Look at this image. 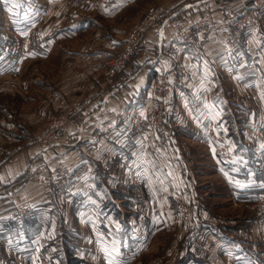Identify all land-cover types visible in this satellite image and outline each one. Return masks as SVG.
<instances>
[{"label":"crops","instance_id":"0c3cea01","mask_svg":"<svg viewBox=\"0 0 264 264\" xmlns=\"http://www.w3.org/2000/svg\"><path fill=\"white\" fill-rule=\"evenodd\" d=\"M139 1L117 0L111 8L105 5L93 7L87 12L91 13L92 16L83 20H80L81 18L77 14H69L66 17L63 15L67 23L60 30L64 32L61 37H69L77 26L89 25L97 14L109 18L123 14L124 19L127 20L128 16H126L125 11L138 4ZM209 1V6L215 8L217 0ZM225 1L238 14L246 13L253 5V0ZM50 2L53 3L54 0H49V2L44 0V9ZM162 2L174 6L179 14H190L194 19H198L201 16L203 4L208 3V0H146L141 10L144 12L149 6ZM40 6L42 7V4H36L34 0H31V25L38 26L42 35H49L51 24L41 27L42 19L39 14H36ZM141 20L142 17L133 23L129 21L127 32L133 26L138 25ZM213 20L219 21V14L213 15ZM98 26L100 27V25ZM18 28L21 29L20 26ZM220 30L221 28L216 25L213 28L199 31L198 35L202 42L200 49H191L177 40L174 51L165 55H162L161 49L163 42L169 40V32L150 30L143 37V49L148 48L147 53L138 54L129 65L127 72L122 75H111L104 61L102 62L104 57L106 58L113 53L112 50H109L108 55H105V51L101 49L92 51L75 49L71 55L76 56L81 63L79 64L77 61L79 66L78 68L75 67L74 74L61 80V90L56 89L51 95L49 92L50 99L47 101L46 98L44 103H41L35 111L29 114L30 119L27 118L33 124L31 120L42 121V118H49L53 114L52 109L56 112L72 102L82 101L83 105L76 108L73 113L76 115L73 116L72 122L68 125L65 142L60 146H42L31 143L32 139H29L31 131L29 129L24 131L15 120L14 115V118L2 117V122H0V158H9L6 161L3 160L4 165L0 176V248L13 250L24 244L29 246L32 236H34V240L44 237L50 240V244H53V250L58 248L59 255L55 258L57 264H60L61 259H66L63 253L69 249L72 250L71 258H76V260L80 258V261L75 262V264H88L87 262L91 263L93 260H87V258L92 257L94 252L97 253L96 244L103 239V244H109L107 245L108 254L104 256L101 253L100 257L97 255L98 259L100 258L102 262H105L104 264H126L131 258H137L140 251L147 245L148 235H141L142 230L136 227H134L135 232H132V228L130 231L126 225L128 221H130L129 224H133L132 217L135 215L129 210L127 220L121 208H117L118 211H115L116 207L111 201L124 200L125 203L129 201L128 179L131 171L140 167L146 185L148 187L155 185L151 188L157 192L161 191L163 195L160 197V194H155L150 201L159 202L161 207L159 209L166 214L165 217H170L172 225L177 221L180 224L179 215L170 202L171 192L167 194L164 190L170 191V186H172L171 189L174 191L178 186L183 187L189 193L187 188L190 186L193 195L201 198L200 190L197 188L199 186L198 176L194 170L196 160L193 156L185 155L187 144H184L185 141L182 143L180 141L181 133L186 127L191 129L189 136L192 138L190 139L198 140L199 138L198 141L205 147L211 164L221 171V177L228 183L230 189V199L234 197L241 204H252L255 200L254 192L256 191L255 194L259 192L256 188L264 190V141L260 132L261 118L259 116L260 110L264 106V89L257 88L258 83L255 78L257 73L254 72L256 68L260 70V63H254L255 67L253 68L252 64L247 62L248 54H251L252 51L247 50L245 44L240 43L230 53L220 36ZM112 41L113 39L107 45L111 46ZM258 41L260 39H257ZM159 54L164 56L161 60L157 59ZM260 54H262L261 51ZM93 55L95 57L93 61L82 59L87 57L90 60L89 57ZM216 58H218L221 69L227 77H229L228 72L235 73V77L231 76V78L233 87L242 95L241 98L236 99H241V105L246 110L244 115H242L243 113L237 115L231 108L224 111L221 105L224 112L217 105L214 107L215 100L209 94V84L213 76L212 61ZM229 58H233L232 61ZM262 58L263 56L258 57L261 63L263 62ZM31 59L30 56L28 60L31 61ZM234 61L237 64H234ZM89 62L92 65L88 64ZM177 62L182 64L184 68L182 71L179 70L180 73L172 66ZM161 63L169 65L167 80L171 87V94L168 100V110L175 111V119L173 118L172 122H174L171 127L172 141L167 145L158 144L149 133L131 141L128 137L130 135L128 125L131 117L136 114L145 115L156 106L153 85L156 64ZM235 66L237 68H234ZM261 80L264 81V79ZM254 85L256 86L255 89L253 88ZM245 92L251 98L245 97ZM25 94L23 93V95ZM88 97L90 101L86 104L84 101ZM45 105L52 108H46ZM79 123L83 127V132L77 128ZM218 123L220 126L216 125L215 128L218 133H225L230 139L229 141L233 143L231 150L239 159L237 162L221 160L217 155V142L209 138L208 127ZM107 125L114 130L110 134L111 136L104 138V153L100 154L101 158L98 159L88 158L86 149L89 140H91V134L97 128ZM114 136L118 137V141L111 139ZM57 157L70 159L71 163L74 164L76 174L63 193L53 194L37 186L28 175L30 162L33 161L31 165L33 168L39 166L48 168ZM133 159H135L134 161L143 160L144 164H132ZM108 161L112 164L110 171L103 168V164ZM83 164H87L88 167L84 169ZM187 170L190 171L189 182L183 175L184 171ZM12 175H20V177L8 184ZM163 175L166 177L163 178ZM156 184H162L163 190ZM25 199L27 203L24 204H31L32 200L34 203L32 205L35 206L36 211L29 212L31 215L28 216L29 220L25 222V225H17L9 220L8 214L11 212L12 206L17 207ZM40 201L43 203H39ZM107 206L112 208L108 211H111V218L107 212ZM202 208L205 207L202 206ZM153 210L151 208V216L156 213ZM47 215L50 219V221L48 220L49 228L48 222L44 218ZM99 215L107 216L109 219L110 228L107 229L111 231L114 229L110 239H105L102 234L95 231L93 232L95 234L94 240L90 236L88 224L95 222V218ZM31 217L35 218L32 223L34 228L31 226ZM72 217H77L76 225L80 229L76 235L79 234V238L78 236L73 238L67 234L65 229H61L63 227L68 228V224L74 223ZM119 217H121V221ZM245 218L248 222L251 220L250 215L245 216ZM154 219L152 223L156 222ZM186 225H188L186 222L180 224V230L184 228L183 230L189 231V228L188 230L185 229ZM207 226L205 225L203 229ZM247 229V226L239 227L238 234L241 233V235H245L244 237L226 232H221L220 235L214 232L215 235L213 236L219 238L218 247L221 248L222 252L238 254L237 259L239 258L240 264H264V229H260L258 232L260 234L256 239L250 238L247 234L248 231L246 232ZM150 231L151 233H148L150 235L157 233L156 224H151ZM248 237L251 243L243 241ZM57 238L61 239L60 245H58ZM72 239H76V242ZM89 245L91 246L88 247V252L87 246ZM2 256L6 257L4 251L3 253L0 251V264H9L10 256H7L9 258ZM103 256L107 261L104 260ZM67 259L69 258L67 257ZM204 263L210 264L206 261Z\"/></svg>","mask_w":264,"mask_h":264},{"label":"rangeland","instance_id":"374dc122","mask_svg":"<svg viewBox=\"0 0 264 264\" xmlns=\"http://www.w3.org/2000/svg\"><path fill=\"white\" fill-rule=\"evenodd\" d=\"M36 4H42V7L40 6L38 9V12L36 13L42 19L41 27H45L47 24H51L50 27V33L49 35H42L39 31L38 26L31 25V0H0V122L2 117H12L16 118L15 120L20 124L21 128L24 131H31V136L29 139H33L32 136H34L37 132L40 130L46 128L49 123H51L56 117L61 116L63 113L66 112L68 106L73 105L72 102L68 105H66L64 108L59 109L55 112L54 109H52L53 114L49 118H42V121H35L31 120L29 122L28 119H30L28 116L30 113L35 111L41 103H44L50 99L48 93L50 92V95L54 93L57 90H61V83L60 81L63 80L65 77H71L74 72L76 71L75 67L78 68L79 62L77 60L76 56L71 55V52H73L75 49H85L87 51H92L94 49H101L105 51V55H108L109 50H112L113 53L106 58L102 59V62L104 61L105 66L107 67V70L109 72V62L113 55L116 52H119L121 47L124 44V40L128 34V32L138 26H133L128 32V24L129 21L136 22L138 19L144 16L145 12L148 8L143 12L141 10L146 0H140L137 2L138 4H135L130 9L126 10V16H128V19H124V15L121 14L115 18H109L104 17L100 15H95L93 22H88L89 25L83 24L82 26H77L76 31L74 30L72 34H70L69 37H61V34L64 32H61L63 25H66L67 20L63 18V15L69 16L77 14L81 19L88 18L91 13H87L89 11L85 12H79V11H72L71 7H69V1L68 0H54V2H50L46 9L43 7L44 0H34ZM49 2V0H48ZM52 3L51 7L49 8L50 4ZM165 2L159 3L164 4ZM208 3L210 1L208 0ZM222 3V4H220ZM258 3L262 4L264 6V1L259 2V0H253V5L251 9H249L246 13H250L254 11ZM216 7L211 5L209 6V15L211 16L210 26L202 27L201 31L203 29L207 28H213L214 26L218 25L221 30L219 31L221 38H223V34L226 32L227 24H222L220 20L219 15V21L213 20V15H217L220 13L219 10L223 8V4L226 6V9L231 11L232 17H236L238 14L235 13L232 7L228 2L225 0H217ZM154 5V4H153ZM156 5V4H155ZM152 6V5H151ZM16 7V8H15ZM213 9V10H212ZM124 13V14H125ZM203 13V10L201 8V14ZM83 16V17H82ZM222 17V16H221ZM63 18L61 21L60 19ZM40 19V20H41ZM143 19V18H142ZM142 21V20H141ZM130 22V23H131ZM140 24V23H139ZM100 25V27L98 26ZM18 26L21 27V29L18 28ZM232 28H234L233 25H231ZM44 29V28H43ZM60 31V32H59ZM33 32H36V34L39 36L40 42L35 44L31 40V46H28V37L29 35L32 36ZM26 33V34H25ZM148 33V32H147ZM143 36L145 37L146 34ZM45 34V33H43ZM62 34V36H63ZM241 41L240 43L245 44V48L247 50L252 51L251 54H248V63L254 68L255 64H259L260 70L257 68L254 70L255 78L257 84V88L260 90L264 89V81L261 79H264V27L259 22L257 25L252 26L249 30L243 29L241 31ZM16 36L19 39V48H17V39ZM50 36V37H48ZM125 36V37H124ZM52 37V38H51ZM49 38V39H48ZM51 38V39H50ZM124 38V39H123ZM113 39V43L111 46H108L107 43ZM257 39L260 41L257 42ZM224 42V40H223ZM175 43V41H174ZM200 43H202L200 41ZM239 43V44H240ZM141 49H143V42L141 41ZM166 42L162 44L164 46ZM226 45V43H224ZM227 50L232 53L235 47H230L228 45ZM119 47V48H118ZM200 49V47H198ZM175 45H169L167 48V54L169 52L174 51ZM255 50V51H253ZM260 51L262 54H260ZM263 56V62H259L258 57ZM228 55H230L228 53ZM31 56V61L28 60ZM138 56L135 55L131 61L128 63L127 68L124 72L118 73V74H110L111 75H122L125 74L128 70L129 65L132 61L136 59ZM45 57V58H43ZM90 60L86 58H82L85 61H93L95 59L94 55L89 57ZM79 59V58H78ZM231 61L233 58H229ZM97 60V59H96ZM101 60V58H99ZM79 62V64L77 63ZM255 63V64H254ZM88 64L92 65L91 62ZM234 64H237L236 61H234ZM254 64V65H253ZM179 65L180 63L172 64V66L175 67V69L179 72ZM234 68H237L236 66ZM105 69V68H104ZM183 69V67H182ZM212 80L210 79L209 84V94L215 100L214 107L217 105L220 110L221 106L224 111H228L227 109H232L234 112L237 113V115L242 114L244 115L245 109L241 105V99L237 100L236 98H241V93L233 87V80L231 76L235 77V73L228 72L229 77L226 76V74L221 69L220 62L218 58L216 60L212 61ZM169 72V65L167 64H156V75H155V81L153 85V95H156V90H154V87L158 83H162L169 87L168 80H167V74ZM237 73V71H234ZM180 73V72H179ZM260 75V76H258ZM261 78V79H260ZM28 88V89H26ZM171 88V87H170ZM253 88L255 89L256 86L254 85ZM1 91H3L1 93ZM171 91V90H170ZM20 92V93H19ZM19 93V94H17ZM23 93H26L23 95ZM252 94V92H249ZM171 92L168 93L166 101H167V109H168V100L170 97ZM45 97V98H44ZM245 97H249V95L245 92ZM243 97V99H245ZM251 98V97H249ZM52 100V99H51ZM156 100V96H155ZM86 101V100H85ZM84 101V102H85ZM82 102V101H81ZM227 102V103H226ZM87 104V103H86ZM52 105V104H50ZM221 105V106H220ZM46 108L51 107L48 105H45ZM52 108V107H51ZM75 108V107H74ZM222 110V112H224ZM151 111V110H150ZM149 111V112H150ZM172 111V110H171ZM261 114L259 115L261 118V126H260V132L262 136V140L264 141V134L262 132V129L264 128V106L260 110ZM148 112V113H149ZM231 112V111H230ZM74 113V109L72 110L70 114V121L72 122L73 116L76 114ZM173 117L175 119V111H172ZM14 115V117H13ZM28 118V119H27ZM174 122V121H173ZM173 122L169 121L167 124V133H161L160 128L157 127V125L152 124L150 128L142 132L141 135H129V139L131 141H135L137 138L144 137L146 134H151L154 137V140L158 144H165L172 141V131L171 127ZM235 123V122H234ZM1 124V123H0ZM216 125L219 127L220 124L215 125H209L208 127V135L209 138L213 141L217 142V155L221 160L224 161H231V162H237L239 159L236 158L237 156L234 155L232 149L233 143L230 142L229 138L225 135V133H218L216 130ZM79 126H81V123H79ZM1 127V126H0ZM82 127V126H81ZM83 128V127H82ZM133 126L128 125V130L133 129ZM98 129V128H97ZM96 129V130H97ZM114 129L112 128L111 131ZM190 128L186 127L182 133L180 141L181 143L185 141L184 144H187L185 155H188L189 157L193 156L195 158V174L198 176V182L199 186L197 188L200 190L201 198L197 197L196 195H193V193L190 191V186L187 190H185L183 187H176L173 191L171 189L172 186H170L169 190L166 191L167 194H170L172 207L175 210V212L179 215L180 224H183L186 222L188 225H186L185 230H180L179 226L180 224L178 221L172 225V222L170 221V217H165L166 214L163 213L159 208V202H155L153 200L150 201L153 195L160 194V197L163 195L161 194V191L157 192L153 190L151 187L155 186L152 185L151 187H148L146 185V181L143 180L144 187H145V205H143L142 208H139L134 204L135 201V195H133L132 192V186L129 182L128 186V200L129 201H111L114 203L115 211H118L117 208H121V211L124 212L126 219L128 220L127 214L129 213V210L132 211V214L135 215L132 217V223L129 224L130 221L127 222V228L131 231V228L133 229L132 232H135V228H139L141 231V235L145 234L148 235V238L146 239L147 245L145 248L140 251L137 258H131L126 264H199L203 262L202 264H205L204 261L212 264L209 260L208 254L203 257V251L204 250H211L213 251L212 254L215 252H218L219 255L223 257V255H227L219 246V238H215L213 235L214 232L217 233V235H220L221 232H226L228 234L235 233L234 235L239 237H244L245 235L238 234L239 227H246L248 231V235L250 238L256 239L260 233L261 228H257L255 230V235L253 236L251 229L252 225H254V217L256 215V208H255V200L252 204H241L239 201L236 200V198L232 197L230 199V189L228 188V183L223 180L221 177V171H219V168H215L213 164H211L210 159L207 155L206 149L203 146L201 142L198 140H192L190 134ZM212 130L215 131V136H212ZM34 131V132H33ZM68 132V127H67ZM83 132V131H81ZM109 136V135H108ZM111 136V135H110ZM119 136V135H118ZM67 137V133H66ZM65 137V139H66ZM91 137V136H90ZM107 135L101 136V140L104 142V138H106ZM120 137V136H119ZM118 137H111L113 141H118ZM90 142L87 145L88 147L96 144L94 141L89 140ZM65 142V140H64ZM63 142V143H64ZM188 142V143H187ZM33 143V141H31ZM34 144H38L39 142H36ZM62 145V144H60ZM60 145H51V146H60ZM226 147L228 150L231 151L232 157H230V153H222L220 148ZM231 148V149H230ZM86 149V152H87ZM104 144H103V152L104 153ZM89 154V153H88ZM87 155L88 158L90 157V154ZM101 158V157H99ZM97 159V158H96ZM135 159H133L134 161ZM16 161V159H15ZM132 161V162H133ZM143 160H137L134 161L132 164H144ZM109 163L106 162V164ZM188 166V165H187ZM51 167V166H50ZM50 167H46L48 169L49 175H51L52 170ZM134 170H132L133 172ZM141 171V169H140ZM139 171V172H140ZM189 170L184 171L183 175L187 178V181L189 180ZM141 173V172H140ZM48 174H44V177ZM48 175V176H49ZM34 176V175H33ZM129 176V175H128ZM142 176V175H141ZM29 178H31V174L28 175ZM165 178L166 176H162ZM49 178H53V175L49 176ZM32 179V178H31ZM129 180V179H128ZM145 181V182H144ZM21 182V181H20ZM71 182V181H70ZM69 182V184H70ZM182 182V181H181ZM189 182V181H188ZM227 183V184H226ZM35 184L43 189H46L47 187L36 183ZM183 184V183H181ZM157 187H162V184H156ZM182 186V185H181ZM156 187V188H157ZM63 188L62 190H58V188L52 189L53 194L57 193H63L65 191ZM159 189V188H157ZM57 190V192H56ZM178 191H183L182 193H185V198L187 199L188 205L184 208H180L178 205V201L176 200V197H178L180 194ZM260 192V191H259ZM61 195V194H60ZM162 195V196H161ZM191 196V197H190ZM199 198V199H198ZM23 203H20L17 207L12 206V209L19 208L22 206H25L27 203L26 199L22 201ZM110 202V203H111ZM39 203H43V201H40ZM32 203L31 200V205ZM107 204V203H103ZM128 204V205H127ZM204 206L205 208H202ZM106 207V206H105ZM151 208L154 209L153 212H156L153 216H151ZM112 208H109L107 206V212L111 210ZM207 209V210H206ZM255 210V211H254ZM255 212V213H254ZM26 215L17 217L16 219L9 218L11 222H16L17 225H23L24 221H28L29 215L31 213H25ZM109 217L111 214V211L108 212ZM250 215V221L248 222L247 218L245 216ZM104 219L106 220L105 224H100L97 221V217L95 218V222L88 224L89 225V231L90 236L95 238V234L93 232H97L103 235L105 239H108L102 232L98 231V229L103 226L105 229H107L109 226V219L107 216H104ZM24 217V218H23ZM155 217V219H154ZM46 219V222L48 220L50 221L48 215L47 217H44ZM111 218V217H110ZM120 221L122 220L121 217ZM154 219L155 223H152ZM253 219V220H252ZM14 220V221H12ZM72 221L74 223L71 225L68 224V228H61L65 229L67 234L75 238L79 234L76 235L77 232H79L80 227H77V217H72ZM76 222V223H75ZM178 223V226H177ZM151 224H156L157 227V233L154 235H150L148 233H151L150 228ZM205 225H208L205 229ZM120 228H122L121 225H119ZM49 222H48V228H49ZM123 229V228H122ZM108 230V229H107ZM114 231V229H113ZM112 231V232H113ZM211 232V234H210ZM64 235V234H63ZM28 236V235H27ZM112 234H110L111 238ZM145 237V236H142ZM109 238V239H110ZM248 237V239H243L246 243H251V240ZM31 244L28 246L27 244H24L22 246H18L16 249L8 250L4 247L0 248L1 253H3L6 257L2 256L3 258H9L7 256H10L9 258V264H39V255L42 254L46 257V259L51 263L55 264L57 260L55 258L59 255V251L57 249L53 250V244L49 243L46 244H38L34 240V236L31 238ZM38 239V238H35ZM44 240V238H42ZM102 241H99V243L96 244V250L99 257L102 255L105 256V254H108L107 245L109 244H103ZM58 245H60L59 241L61 239L57 238ZM72 241L76 242V239H72ZM145 241V240H144ZM90 244V242H89ZM79 246V245H76ZM91 245L87 246V248H90ZM144 247V246H143ZM142 247V248H143ZM89 248L87 251L89 252ZM65 251V250H64ZM74 251L77 252V250L74 249ZM75 252V253H76ZM63 255L66 257V262L69 261L67 257L69 258L72 255V250L69 249L64 252ZM75 257V254H73ZM92 255V254H89ZM238 254H232L237 259ZM103 256V258H104ZM194 256V257H192ZM228 256V255H227ZM17 257L19 260H17ZM82 258V257H81ZM93 260V256L87 258V260ZM239 259V258H238ZM237 259V264H240V260ZM98 262H87L88 264H104L105 262H102V260L97 258ZM105 261H107L104 258ZM75 262H79L80 258L78 260H74ZM70 259V263L68 264H75V262ZM198 261H200L198 263Z\"/></svg>","mask_w":264,"mask_h":264},{"label":"built area","instance_id":"2783aa9c","mask_svg":"<svg viewBox=\"0 0 264 264\" xmlns=\"http://www.w3.org/2000/svg\"><path fill=\"white\" fill-rule=\"evenodd\" d=\"M69 7H71L72 11H79L85 12L89 11L93 7H97L100 5H105L106 7H113L117 0H68ZM257 1V0H256ZM264 0H259L262 2ZM222 4V3H220ZM209 3H205L202 6L203 13L198 19H194L190 14H179L174 6L168 4H156L150 6L147 11L145 12L144 16L142 17V21L138 26L132 28L125 40L124 44L119 50L116 52L109 62V72L111 74H118L124 72L127 68L126 65L131 61V59L140 53H147L148 48L141 49V41L143 42V36L150 30H157L161 32H169V40L166 42L164 46H162L161 53L165 55L167 53V48L169 45H175L174 41L180 40L182 43L190 47L191 49L197 50L200 47V37L198 32L201 31L202 27L210 26L211 16L209 15ZM220 13V20L222 24H227L226 32L223 34L222 40L224 43L230 47L238 46L241 41V31L243 29L249 30L252 26L257 25L259 22L264 27V6L258 3L257 8L247 14L238 15L236 17H232V12L226 9V6L223 4V8L219 10ZM222 16V17H221ZM224 24V25H225ZM234 26V28L231 27ZM205 30V29H203ZM17 39V48H19V39ZM28 46H31V40L37 44L40 42L39 36L36 32H33L32 36L29 35L28 37ZM164 57V56H163ZM161 54L157 56L158 60L163 58ZM183 65H179V70L182 71ZM156 90V106L147 114H136L131 117L129 121V125L133 126V129L129 130L130 135L138 136L141 135L142 132L147 130L151 127L152 124L157 125L160 128V132L166 134L167 133V124L169 121L172 122L173 120V113L169 111L166 107L167 105V95L171 92L170 86H166L162 83L156 84L154 87ZM90 101L89 97L84 103H88ZM83 102L77 101L73 103V105L68 106L65 113L61 116L56 117L49 125L37 132L33 136V143L39 142L42 146H51L53 144L60 145L63 144L66 133L67 127L71 123L70 114L72 110L78 107H81ZM75 107V108H74ZM82 126V125H81ZM81 126H77V128L82 131L83 128ZM112 127L107 125L104 127L98 128L95 132L91 134V141H94V145L88 147L86 154H90L91 158H99L100 154L103 152V140H101V136L110 135L112 133ZM212 136H215V131L212 130ZM264 134V128L262 129ZM231 149V148H230ZM221 152L230 153V157H232L231 151H227L226 147L220 148ZM88 154V155H89ZM9 158V157H7ZM0 158V176L2 172V168L4 165V161L7 160ZM33 162V161H32ZM32 162H30L29 167V175L31 174L32 181L36 183H40L46 186L47 190H52L54 188H58V190H62L63 188H67L69 186V182L75 176V167L74 164L71 163L70 159L66 157H57L52 165L51 170L53 178H49L48 169L45 166L39 167H31ZM84 169L88 166L87 164H83ZM103 168L105 170L110 171L112 168V164L107 163L103 164ZM140 167L134 169V171L130 173L129 182L132 186L133 195H135L134 204L139 208H142L145 205V187L142 180V176L140 171ZM44 174H48L44 177ZM34 175V176H33ZM20 175H12L10 183L16 181ZM0 185H1V178H0ZM2 188V187H1ZM264 188V187H263ZM183 191H178L180 194L176 197L178 201V205L180 208H184L188 205L187 199L185 198V193ZM35 206L31 204H26L25 206L14 208L11 212H9L8 217L10 218H17L26 215L25 213L35 212ZM255 208H256V215L254 217V225H252L251 232L253 236L255 235V230L257 228L264 229V190L255 194ZM97 221L100 224H105L106 220L102 215L97 217ZM98 231L102 232L108 239L110 238V234L112 231L110 229H105L101 226ZM44 237H39L35 239V242L40 244H46L47 240ZM213 251L211 250H204L203 257L208 254V258L212 264H237V259L232 256V254L219 255L218 252L212 254ZM98 255L96 252L93 253V261L98 262L97 260ZM17 260L19 258L17 257ZM39 264H51L45 256L42 254L39 255Z\"/></svg>","mask_w":264,"mask_h":264},{"label":"trees","instance_id":"16d2710c","mask_svg":"<svg viewBox=\"0 0 264 264\" xmlns=\"http://www.w3.org/2000/svg\"><path fill=\"white\" fill-rule=\"evenodd\" d=\"M256 189H258V191H262L260 188H256ZM49 191H53V190H49ZM255 192H256V191H255ZM255 192H254V194H253V195H254V199H255ZM50 193H51V192H50ZM34 220H35V218L31 217V224L33 223ZM25 222H26V220H25L24 223H23L24 225H25ZM15 223H16V222H15ZM15 225H16V224H15ZM31 226H32V228H34V227H33V224H32ZM31 240H32V239H31ZM70 259H72V261L76 260V258H71V257H69V259H68L69 261H67V262H66L65 259H63V260L61 259V260H60V264H68V262L70 263ZM74 262H75V261H74ZM55 264H57V262H55ZM79 264H81V263H79Z\"/></svg>","mask_w":264,"mask_h":264},{"label":"snow or ice","instance_id":"6c2138e0","mask_svg":"<svg viewBox=\"0 0 264 264\" xmlns=\"http://www.w3.org/2000/svg\"><path fill=\"white\" fill-rule=\"evenodd\" d=\"M26 34V33H25Z\"/></svg>","mask_w":264,"mask_h":264}]
</instances>
